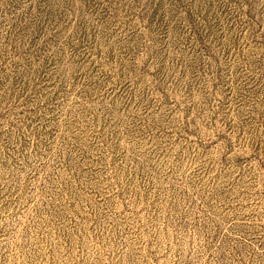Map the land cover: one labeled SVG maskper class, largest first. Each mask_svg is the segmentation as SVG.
<instances>
[{
  "label": "rangeland",
  "instance_id": "1",
  "mask_svg": "<svg viewBox=\"0 0 264 264\" xmlns=\"http://www.w3.org/2000/svg\"><path fill=\"white\" fill-rule=\"evenodd\" d=\"M0 264H264V0H0Z\"/></svg>",
  "mask_w": 264,
  "mask_h": 264
}]
</instances>
